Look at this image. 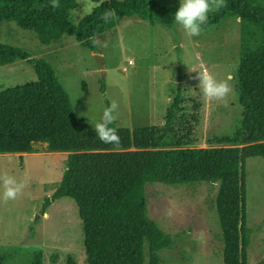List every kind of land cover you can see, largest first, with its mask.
I'll list each match as a JSON object with an SVG mask.
<instances>
[{
	"label": "rangeland",
	"instance_id": "rangeland-1",
	"mask_svg": "<svg viewBox=\"0 0 264 264\" xmlns=\"http://www.w3.org/2000/svg\"><path fill=\"white\" fill-rule=\"evenodd\" d=\"M77 1L78 8L70 13L73 24L97 7L92 0ZM159 2L173 8L180 4V0ZM174 16H166L156 25L135 17L124 19L111 33L96 38V53L71 36L42 45L35 33L13 22L0 23V42L49 62L70 96L76 117L88 130H93L112 101L119 104L118 127L163 128L181 74L182 110L166 148L178 142L189 148L229 146L243 114L235 76L244 43L242 24L228 17L221 25L189 37ZM205 69L218 80L232 76L234 88L226 101L203 98L197 77ZM37 79L26 61L0 66V90ZM34 149L31 154L0 155V175L27 181L23 193L7 202L2 200L0 187V264H35L37 258L42 264H87L76 202L61 198L45 207L53 200L72 153L49 152L46 144ZM246 186L247 226L251 231L247 264H264L263 157L247 160ZM219 189L220 183H146L147 216L172 239L171 246L159 252L160 264H225V240L217 213ZM149 255L146 243L145 264H149Z\"/></svg>",
	"mask_w": 264,
	"mask_h": 264
},
{
	"label": "trees",
	"instance_id": "trees-1",
	"mask_svg": "<svg viewBox=\"0 0 264 264\" xmlns=\"http://www.w3.org/2000/svg\"><path fill=\"white\" fill-rule=\"evenodd\" d=\"M94 11L78 24L70 20L77 0H0V23L13 22L35 33L42 45L65 36L91 52L96 38L113 31L119 22L138 18L156 25L178 8L159 0H92ZM226 7L208 16L203 30L234 17L242 24L244 43L236 71L237 94L243 114L232 144L189 148L182 143L166 148L182 110V79L167 112L163 128L115 127L120 146L102 143L94 130L76 117L69 94L54 67L44 59L0 42V66L26 61L37 81L0 90V155L31 154L38 144L49 152L72 153L62 180L45 207L61 198L73 199L83 225L87 264H160L159 252L172 239L146 213V183L192 185L220 183L217 198L219 224L225 240V264H247L251 231L247 226L246 162L264 158V3L261 0H226ZM113 10L107 22L105 11ZM183 120L186 121L185 117ZM243 145V146H240ZM40 257V256H39ZM35 264H42L37 258Z\"/></svg>",
	"mask_w": 264,
	"mask_h": 264
},
{
	"label": "clouds",
	"instance_id": "clouds-1",
	"mask_svg": "<svg viewBox=\"0 0 264 264\" xmlns=\"http://www.w3.org/2000/svg\"><path fill=\"white\" fill-rule=\"evenodd\" d=\"M90 7L91 5H87ZM52 7H59L57 0H53ZM226 7L225 0H180L179 8L175 12L174 20L189 37L199 36L202 26L207 23L210 12L219 11ZM113 10L105 11L102 19L105 22L114 16ZM198 88L201 90L203 98L208 102L227 100L232 93L234 85L230 83L232 76L224 80H218L216 76L205 69L198 75ZM119 104L112 101L111 104L103 109L102 115L95 123L93 130L96 137L105 144H112L118 148L120 146V136L115 127H111L117 119ZM0 187L3 188L2 200L7 202L15 200L27 187V181H17L8 174L0 175Z\"/></svg>",
	"mask_w": 264,
	"mask_h": 264
},
{
	"label": "built area",
	"instance_id": "built-area-1",
	"mask_svg": "<svg viewBox=\"0 0 264 264\" xmlns=\"http://www.w3.org/2000/svg\"><path fill=\"white\" fill-rule=\"evenodd\" d=\"M133 64V62L132 61H129V65H132ZM123 72L125 73V72H127V69H123Z\"/></svg>",
	"mask_w": 264,
	"mask_h": 264
},
{
	"label": "crops",
	"instance_id": "crops-1",
	"mask_svg": "<svg viewBox=\"0 0 264 264\" xmlns=\"http://www.w3.org/2000/svg\"><path fill=\"white\" fill-rule=\"evenodd\" d=\"M111 32H112V31H111ZM111 32H110V33H111ZM97 55H98V56H101V55H99V54H97ZM97 55H96V56H97Z\"/></svg>",
	"mask_w": 264,
	"mask_h": 264
},
{
	"label": "water",
	"instance_id": "water-1",
	"mask_svg": "<svg viewBox=\"0 0 264 264\" xmlns=\"http://www.w3.org/2000/svg\"><path fill=\"white\" fill-rule=\"evenodd\" d=\"M98 56V55H97Z\"/></svg>",
	"mask_w": 264,
	"mask_h": 264
}]
</instances>
